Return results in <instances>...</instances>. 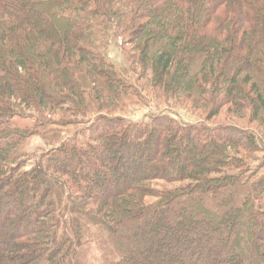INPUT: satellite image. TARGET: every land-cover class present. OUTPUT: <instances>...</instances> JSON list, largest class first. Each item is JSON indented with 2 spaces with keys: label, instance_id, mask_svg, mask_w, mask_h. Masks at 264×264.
<instances>
[{
  "label": "trees",
  "instance_id": "16d2710c",
  "mask_svg": "<svg viewBox=\"0 0 264 264\" xmlns=\"http://www.w3.org/2000/svg\"><path fill=\"white\" fill-rule=\"evenodd\" d=\"M0 202V264H264V0H0Z\"/></svg>",
  "mask_w": 264,
  "mask_h": 264
},
{
  "label": "rangeland",
  "instance_id": "374dc122",
  "mask_svg": "<svg viewBox=\"0 0 264 264\" xmlns=\"http://www.w3.org/2000/svg\"><path fill=\"white\" fill-rule=\"evenodd\" d=\"M131 47V46H129ZM108 58L118 66L122 67L125 65V58L123 55V45L121 42V38L114 39L112 40V44L109 47L108 50ZM140 71V69H139ZM182 105L177 106H158L157 103L155 102H150L146 106H141V107H134L133 110H131L130 113L126 114V118L131 121V122H139V121H149L151 116L159 114V113H166L171 116H173L175 119L184 122V123H192V124H197L200 122H205V120L208 118L207 113L205 112L204 109H198L195 104L191 101H187L186 103H181ZM228 106L225 107L223 110H221V113L209 120L210 124L218 123V124H228V123H237L241 125L249 124V126L253 127H259L257 122H250V118L248 115H246L243 118H236V114L234 111H228ZM15 122L21 126V127H33L34 125V120L31 118H21V117H15L14 118ZM31 147L33 150H36L38 148H45L46 146L44 142L39 138V137H32L30 139ZM125 168L129 169L131 168V165H124ZM9 197H7L8 199ZM11 200V199H10ZM3 202V199H2ZM2 202H0V207L3 208ZM11 203L13 204L12 207H17L19 205V202H14L11 200ZM15 207V208H16ZM0 208V209H1ZM3 215L0 212V218H2ZM32 217L28 216L27 218L24 219L23 222L25 223H32ZM92 261H94L95 264H98L95 259L91 257Z\"/></svg>",
  "mask_w": 264,
  "mask_h": 264
}]
</instances>
